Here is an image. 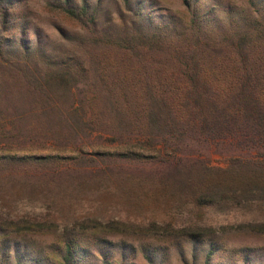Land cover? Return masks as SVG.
<instances>
[{"label":"rangeland","instance_id":"1","mask_svg":"<svg viewBox=\"0 0 264 264\" xmlns=\"http://www.w3.org/2000/svg\"><path fill=\"white\" fill-rule=\"evenodd\" d=\"M193 1L221 32L231 22L234 31L259 28L264 48V11L249 0ZM7 2L0 0V43L12 50L3 55L11 62L0 60V264H17L15 248L24 264H62L67 241L81 246L87 264H122L121 246L133 264H150L147 256L206 264L208 254L210 264H264V201L236 203L228 192L216 204L196 199L207 181L237 168L231 156L253 155L187 136L170 117H148L154 98H174L184 80L167 60L170 48H143L139 35L170 15L189 18L183 0H144L145 20L125 0H101L97 26L47 0L17 3L4 24ZM61 65L80 81L49 91L41 77ZM45 155L59 159L16 166L1 158ZM188 228L213 231L190 240L180 235Z\"/></svg>","mask_w":264,"mask_h":264},{"label":"trees","instance_id":"2","mask_svg":"<svg viewBox=\"0 0 264 264\" xmlns=\"http://www.w3.org/2000/svg\"><path fill=\"white\" fill-rule=\"evenodd\" d=\"M22 1L8 0L7 7L2 11L4 24L9 22L8 17L15 13L14 8ZM143 1L125 0V4L135 17L150 19L151 14L144 11ZM249 1L258 12L264 11L263 0ZM183 3L190 11L189 18L184 20L180 16L170 15L166 25L159 24L150 35H139L143 48H154L160 55L165 47L170 48L167 60L174 63L176 78L184 80L180 86L184 87L183 91L177 89L174 98L170 99L164 94L154 98V107L148 112V117L155 124L163 119V115L170 117L171 123L181 126L187 136L202 139L219 149L233 148L253 155L247 159L240 155L231 156L229 159L237 168L233 167L228 175L217 182L207 181L202 187L203 195L196 198L198 202L216 204L223 192H228L230 199L236 203L264 201V48L257 47V41L263 38V34L259 28L251 25L241 32L234 31L237 27L234 22L229 24L228 31L221 32L218 21L210 17L211 12L207 8L193 0H183ZM47 4L66 17L80 21L82 25H99L101 0L97 4L92 0H47ZM255 35L257 40L254 39ZM259 44L262 45V42ZM9 50L12 51L11 47L0 43L1 61L11 62L3 56L4 51ZM21 71L26 79H30L26 70ZM41 78L49 91L56 86L71 90L80 81L78 72L67 65L47 71ZM32 81L35 80L32 78ZM1 158L7 162L5 165L16 166L59 159L52 155ZM243 165L247 168L243 169ZM212 231V228L199 231L188 228L181 230L180 235L190 240H200ZM111 245L114 246L113 243ZM83 252L77 243L67 241L61 263L87 264V256ZM15 255L17 264H24L27 260L18 248H15ZM121 257L122 264H133L124 246H121ZM210 258L211 254H208L206 264H210ZM147 259L150 264H156L153 257L147 256ZM36 263L41 264V261ZM101 264H108V261L104 260Z\"/></svg>","mask_w":264,"mask_h":264}]
</instances>
